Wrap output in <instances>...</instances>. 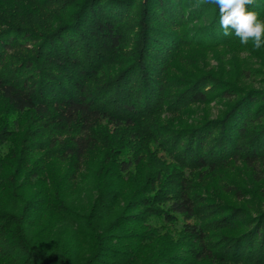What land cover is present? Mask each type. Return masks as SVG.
<instances>
[{
	"label": "trees",
	"instance_id": "1",
	"mask_svg": "<svg viewBox=\"0 0 264 264\" xmlns=\"http://www.w3.org/2000/svg\"><path fill=\"white\" fill-rule=\"evenodd\" d=\"M196 2L0 0V264H264V189L210 181L264 185V47Z\"/></svg>",
	"mask_w": 264,
	"mask_h": 264
},
{
	"label": "clouds",
	"instance_id": "2",
	"mask_svg": "<svg viewBox=\"0 0 264 264\" xmlns=\"http://www.w3.org/2000/svg\"><path fill=\"white\" fill-rule=\"evenodd\" d=\"M204 3L215 4L219 9L220 28L224 36L233 32L242 45L251 44L254 50L264 47V21L250 11L256 0H197L195 7ZM247 5V8L245 7Z\"/></svg>",
	"mask_w": 264,
	"mask_h": 264
},
{
	"label": "rangeland",
	"instance_id": "3",
	"mask_svg": "<svg viewBox=\"0 0 264 264\" xmlns=\"http://www.w3.org/2000/svg\"><path fill=\"white\" fill-rule=\"evenodd\" d=\"M246 57L245 55H241L240 58H244ZM228 59L230 57H227ZM263 61V59H262ZM258 62H261V59L258 60ZM264 62V61H263ZM212 65H215V62H212ZM258 81V79H257ZM251 87L254 88H259L260 85H258V82L256 84H250ZM219 107L215 106V105H211L207 111H209L210 117H214L215 113L218 111ZM206 109L205 108H197L196 112L199 113H204L205 114ZM30 115L27 116V121L29 120ZM23 125V129L26 128V122L22 123ZM52 134L48 133V132H44L43 136L41 138L42 141L48 139ZM32 141V140H31ZM29 142V141H28ZM232 181L236 184H238L240 187H242L244 190L253 193L254 191L257 193V191H260L261 189H264V185H254L250 180H249V175L247 173V171L245 170V168L239 164L234 166L233 168L229 169L228 171L222 172L220 174L217 175V177L211 179V185L214 187L216 182L218 181ZM258 194V193H257ZM260 196V194H258ZM249 203L248 205H252L253 207H259L264 211V202L261 200H255L251 194H249V196H247V198Z\"/></svg>",
	"mask_w": 264,
	"mask_h": 264
}]
</instances>
